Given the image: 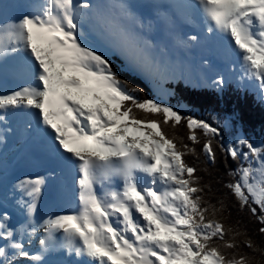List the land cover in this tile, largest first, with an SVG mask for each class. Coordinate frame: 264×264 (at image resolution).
Segmentation results:
<instances>
[{
    "label": "snow or ice",
    "instance_id": "snow-or-ice-1",
    "mask_svg": "<svg viewBox=\"0 0 264 264\" xmlns=\"http://www.w3.org/2000/svg\"><path fill=\"white\" fill-rule=\"evenodd\" d=\"M181 84L264 102V0H0V264H264V141Z\"/></svg>",
    "mask_w": 264,
    "mask_h": 264
},
{
    "label": "trees",
    "instance_id": "trees-1",
    "mask_svg": "<svg viewBox=\"0 0 264 264\" xmlns=\"http://www.w3.org/2000/svg\"><path fill=\"white\" fill-rule=\"evenodd\" d=\"M168 102L178 111L201 119L211 120L213 115L221 119L231 118L245 138L256 143L264 141V102L254 94L238 90L232 84L221 92L185 88L181 84L175 88ZM177 131L181 135L186 134L183 127ZM187 159L191 161L190 157ZM204 166V158L201 156L198 167Z\"/></svg>",
    "mask_w": 264,
    "mask_h": 264
}]
</instances>
